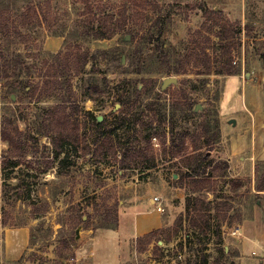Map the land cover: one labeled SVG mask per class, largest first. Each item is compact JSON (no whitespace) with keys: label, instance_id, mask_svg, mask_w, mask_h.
<instances>
[{"label":"rangeland","instance_id":"obj_1","mask_svg":"<svg viewBox=\"0 0 264 264\" xmlns=\"http://www.w3.org/2000/svg\"><path fill=\"white\" fill-rule=\"evenodd\" d=\"M84 1L49 0L50 3L47 2L43 8L47 20L40 21L34 16L35 25L25 29L21 27L20 21L14 14L23 12L28 6V1L0 0V10L6 16L13 17L11 22L15 21L23 33L21 39L12 36L7 39L0 29V129L5 116L12 118L24 134V150L31 152V155L21 159V165L13 171V176H18V179L12 180L13 184L22 180V186H29L30 197L23 190V198L16 200L15 189H12L9 192V200H0V264H203L205 254L210 255L211 263H215L218 259L219 264H264L261 249L254 248L255 255L241 254L240 238L242 239L243 236L239 234V225L222 227L221 244L217 243L215 229L210 235H206L198 229L188 228L189 224L186 221L183 223V229L176 232V222L186 211L187 194L186 186L181 188L175 182L174 176L182 167L181 158L185 152L183 151L179 159L174 154L185 149L182 143L185 139L186 147L190 151L194 147V142L203 144L202 124L205 120L211 121L217 118L216 114L219 115L223 98L225 76L216 75L219 63H215L216 60L223 58L221 51L217 50L216 34L219 27L215 26L214 21L208 20L205 9L221 8L226 20L240 22L242 28L248 26L249 34L245 30L242 32L241 53L237 51L234 53V59L241 64L243 75L244 71L251 72L256 65L264 63V0H156L155 3L133 6L132 21L128 19L126 0H92L94 6H102L105 14H113L122 22L127 19L123 32L112 39L102 41H90L79 37L81 31L79 21L83 20ZM189 4H201L204 8L191 10L187 7ZM137 12L140 17L145 13L144 15L150 18L143 28H140L139 24L143 21L137 20ZM160 24L163 26L164 35L158 42ZM151 34L155 36L154 41L147 44ZM133 35L136 36L134 39H132ZM195 37L197 39L194 42L196 41L198 45L210 46L208 50L212 58L210 74H202L207 71V61L203 54L197 57L199 53L195 51L191 62H188L189 54L193 52L189 44ZM209 38L213 41H208ZM77 48L91 51L110 50L99 55L86 66L81 76L74 79V89L80 105L85 112H93L104 125L99 128L94 126L84 114L80 117L81 131L85 135L80 140L79 152H72L73 147L67 146L71 154L70 162L74 165H69L65 175L57 178L59 161L54 159L50 150V140L40 133L45 114L55 102L51 99L39 101L40 91L33 97L30 91L27 92L28 90L20 89L13 93L15 86L12 84L16 78H3L1 51L4 50L7 55L22 61L23 66L35 64L31 75L32 80L38 82L41 80L40 75L53 61L50 53ZM163 49L166 51L164 52ZM177 64L187 68L185 74L162 73V69L166 71L171 67L172 71L179 67ZM168 77L177 78V82L163 89V83ZM21 78L25 80L26 74L22 73ZM143 79L152 80L153 83L146 88V92H143L137 106L144 108L148 103L154 102L158 112L165 113L168 118L176 107L174 116L177 141L175 145H171L169 120L166 122L163 120L161 123L155 118L153 128L149 132L154 145V167L143 169L148 164L145 160L142 162L130 160L129 168L122 169L113 155L106 160L96 155V147L101 142L97 144V139H103L104 132L117 128L124 118V110L119 104L120 98L130 94L136 86L143 90L145 88L141 83ZM229 82L227 97L232 99L237 91L234 102L241 108L242 96L247 94L248 100L252 87L242 92L238 80L230 79ZM87 92L95 93V101L85 100ZM126 113L127 118H132L130 112ZM144 118L150 120L152 115L145 114ZM118 132L121 134L116 143L120 150L117 153L118 160L125 151L132 152L137 145L145 147L147 137L149 138L141 126L133 122L126 123L123 128L118 129ZM219 141L214 150L211 151L207 146H203L201 152L208 155L210 160H223L220 152L225 144ZM87 148L91 149L90 154L87 153ZM7 149V145L0 144L1 188L7 184L5 174L9 172V170L3 172L1 169L3 161L1 156L5 155ZM49 162H52L53 167L46 171ZM233 164L234 167L229 169L227 178L212 179L213 188L216 186L215 190H203L199 195L212 200L213 191L216 194L225 192L233 197L235 206L242 209L245 219L250 220L251 208L257 205H252L256 193L255 177L251 174L248 164L243 166L239 159ZM162 179L167 186L163 194L168 200H162L160 197L159 205L155 207L159 214L158 219L161 221L159 230L162 232L149 243V239L141 240L142 236L136 239L134 235L129 236L125 231L127 230L125 225L131 217L130 209L142 205L145 200H140L138 197L146 196L148 186H159ZM239 183L244 186L237 192H231L233 185ZM157 190L159 191L160 188ZM156 192L149 197L161 196ZM262 201L264 204V198ZM148 205H151V200ZM160 206L163 208L162 211H158ZM113 209L118 210L120 246L115 242L118 237L113 240L117 234L112 230H105V237L100 238L103 235L101 233L97 238L96 249H93V246L86 249L84 245L82 254L79 255L77 248L81 232L91 230V233L87 234L89 238L99 229H105L99 228L105 222L94 217L113 220V215L110 213ZM79 210L88 213L92 220L88 225L77 229L76 244L70 241L71 244L67 246L64 239L69 240L74 233L73 217L75 211ZM257 223L263 225L264 215ZM16 224H24L31 230L30 246L24 252L21 261L19 260L23 255L14 260H6L4 254L6 233L9 229H16L13 228ZM222 248L230 249L231 254H222ZM116 253L118 261L113 262ZM59 256L63 258L59 259Z\"/></svg>","mask_w":264,"mask_h":264},{"label":"trees","instance_id":"obj_2","mask_svg":"<svg viewBox=\"0 0 264 264\" xmlns=\"http://www.w3.org/2000/svg\"><path fill=\"white\" fill-rule=\"evenodd\" d=\"M28 6L27 8L21 12L20 14L15 13L17 20L20 21L21 27L30 28L35 25L33 19L39 18L40 21L47 20V16L43 11L44 5L49 2L39 1V0H27ZM76 2V1H75ZM153 2L156 0H126V12L129 15L131 21L133 19V6L145 5L147 3ZM146 7V6H145ZM191 10H195L197 8H204L201 4H193L187 6ZM83 9V20L79 21V26L81 27V31L79 33V37L90 40V41H102L109 40L114 38L118 33L123 32L125 30V24L127 19H124L122 22L120 18H116L113 14H105V11L102 9V6H94L92 0L84 1ZM145 14V13H144ZM143 14V15H144ZM205 14H207L208 20L214 21L215 26L219 27V30L216 34V38L218 39V47L217 50H220V54L223 56L222 60H216L215 63H219L216 69V75L219 76H237L242 74L241 64L236 62L234 59V53L237 51L239 54L242 50V32L243 30L247 31L249 34L250 30H247V25L242 28L240 22H232L230 20L225 19V14L221 8L215 9H205ZM13 15V14H11ZM140 17V14L137 12V20L141 19L143 21L142 24H139L143 28L146 23L150 21V18L146 17V15ZM35 16V17H34ZM13 17L6 16L2 10H0V29L5 38L10 39L12 37L16 39L23 38V33L21 27L17 25V23L11 22ZM213 29V26L211 27ZM210 28V29H211ZM163 26L160 24L159 36L157 37V41H161V38L164 35ZM12 36V37H10ZM136 36H132L134 39ZM155 36L153 34L149 35L147 44L152 43L154 41ZM196 37L190 42L189 45L192 47V51L189 54L188 62L190 63L193 55H195V51L199 54L196 56H200L203 54L207 61V71L202 74H210L212 71L211 67V59L210 54H208V50L210 46L198 45L194 40ZM208 41H213L211 38ZM190 48V47H189ZM110 50L107 49H96L94 51L91 50H82L77 48L75 50L68 51H60L58 53H50L53 61L48 68H45V71L40 75L41 80L38 82H34L32 80V71L35 68V64H29L23 66L22 61L17 60L11 55H7L6 51H1V70L3 78L7 77H15L16 79L13 82V86L16 93V90H28L27 92H31V96L33 97L38 91L39 92V101L44 99H51L55 102V105L45 114V118L41 124L40 133L43 137H46L50 140V150L54 155V159L59 161V167L56 170L57 178L65 175V170L71 164L70 162V151L67 146H71L72 152L78 153L80 147V140L84 138V132L81 131L80 125V117L84 114L88 119L93 122V125L96 127H102L104 125L103 122L99 120V117H96L93 112L86 111L80 105V102L77 97V93L74 89V79L81 76L85 68L88 64L92 63L99 55L108 53ZM165 52L166 50L163 49ZM162 51V54H163ZM115 53V51H114ZM16 57V55H15ZM21 57V56H19ZM163 58L165 59V55L163 54ZM264 59V56H263ZM136 60V59H135ZM139 61V60H136ZM187 62V63H188ZM179 65V64H177ZM165 75H182L185 74L187 68L183 65H179V67L175 68L171 71V67H169L166 71L164 69L161 70ZM141 72V70H139ZM26 74V79L23 80L21 78V74ZM13 81V80H12ZM142 85L145 87L143 90H140L139 86H136L134 90L125 96H122L119 100V104L121 105L124 114V118L119 122L117 128H113L108 130L102 134L103 139H97V144L100 142V145L96 147V155L99 158H104L105 160L109 156H114L115 161L121 165L122 169L129 168L128 163L130 160L132 162L145 160L148 164L143 167V169H152L155 165V157L153 153V143L152 137L149 132L152 130L155 118L159 120V122L163 123L169 120V134L171 145L176 144V134H175V116L174 111L177 108H173V114L171 113L170 118L165 113L161 114L158 112L156 104L154 102L148 103L147 106L138 107L137 104L142 99L143 92H146L152 80H142ZM12 89V87H11ZM102 96V95H101ZM96 98L95 93L87 92L85 93V100H94ZM179 109V108H178ZM130 112L132 118H127L128 114L126 112ZM145 114H151L152 118L150 120H145ZM217 118L214 120L208 121L205 120L202 124L203 127V135L201 136V140H203V144H199L194 142V147L189 150L186 147V139L183 140V144L185 149L179 150L178 153L174 154L175 157H180L182 153L185 152V155L181 158L182 167L179 168L175 174L178 176L175 179V182L179 184L181 188H185L186 186V211L182 214L176 222V232L183 229V223L188 222V228L198 229L201 233H205L206 235H210L212 230H214L215 236L217 238V243L221 244L222 239V227L225 225L230 228L232 226L241 225L245 220V216L240 207H236L234 204V199L231 195L224 193L216 194L214 191L213 199L207 200L203 198V196L199 195L203 190H215L216 186L213 188L212 179L220 177L227 178L229 175L230 165L226 160H210L208 155H205L201 152L203 146H207L209 150H214L215 145L220 140L221 135V124L219 115L216 114ZM160 117V118H158ZM164 120V121H163ZM163 121V122H162ZM133 122L135 125H140L143 132L148 134L146 146L143 147L141 145H137L132 152L125 151L124 154L121 155V158L118 160L117 153L120 150L117 148V141L120 139L121 134H119L118 129H121L125 126L126 123ZM23 136L19 127L15 123V121L5 116L3 118L1 129H0V144H5L8 146L1 162L2 171H8L5 174V181L7 184L0 187V200H9V192L12 189H15V198L16 200L23 198V190L28 193L30 197L31 190L28 188L29 186H22V180H19L17 183L13 184V178H17L18 176H13L15 169H17L21 165V159L26 157L31 152L29 150H24L23 146ZM203 138V139H202ZM99 148V150H97ZM87 153H91V149L87 148ZM149 149V150H148ZM145 151V152H144ZM184 151V152H183ZM31 155V154H30ZM179 159V158H178ZM138 165V164H137ZM52 162L47 164V168H52ZM45 173V172H44ZM26 175H29V173ZM254 177H255V185L254 191L255 198L252 201V205L260 201L263 204L264 198V161H258L254 168ZM63 185V184H62ZM244 184H234L231 192H237L243 187ZM264 205V204H263ZM80 209V208H79ZM254 207L251 208L253 213ZM113 215V220L102 219L100 216H96L94 218L103 220L105 224L100 226L99 228L105 229H114L118 228L119 218H118V210L113 209L110 212ZM214 213V214H213ZM108 215V213H107ZM86 216V217H85ZM105 218V216H103ZM216 218V220H215ZM92 217L89 216L88 213L84 211L81 212L75 211V216L73 217V231L71 238L64 239V243L69 246L70 241L75 243V239L78 235L77 229L80 226L88 225L91 222ZM112 222V223H110ZM1 226V221H0ZM26 227L24 224H16L13 228H22ZM161 230H154L140 238L141 240L146 238L149 239L148 243L153 239L158 233H161ZM32 235V234H31ZM76 244V243H75ZM30 246V245H29ZM221 253L224 255L231 254V250H226V248L221 249ZM61 255V254H60ZM24 255L20 258L19 261L22 260ZM63 258V256H59ZM203 264H219L218 259L215 263H211L209 261V254H205ZM18 261V262H19Z\"/></svg>","mask_w":264,"mask_h":264},{"label":"crops","instance_id":"obj_3","mask_svg":"<svg viewBox=\"0 0 264 264\" xmlns=\"http://www.w3.org/2000/svg\"><path fill=\"white\" fill-rule=\"evenodd\" d=\"M224 79V91L220 105L219 118L221 124L220 140L223 145L225 144V147L221 150L220 156L221 159L229 163L230 169L234 167L233 162L236 159H239L243 166L244 164H248L251 168V174L254 176L256 163L258 161H264V63L256 65V68L251 72L244 71L243 75L225 76ZM230 79L238 80L239 88H241L242 92L252 87L248 100L247 94L242 96L241 108L237 107L234 102L237 91H235L232 99L227 97ZM165 187L167 186L162 179L159 186H148L149 189L147 190L148 193L146 196L143 198L138 197L140 200L144 199L145 202L142 203V205H136V207L130 209L131 217L125 225L127 229L125 231L129 236L131 235L133 237L134 235L136 239V237H141L161 227V221L158 219L159 214L155 210V207L159 205V201H155L154 198L158 197L160 200V197H162V200H168V197H165L163 194ZM157 188H160V190L158 191ZM155 189L159 193L156 192ZM154 192L161 196L155 195L149 197V195L154 194ZM149 200H151L150 206L148 205ZM263 215L264 205L258 201L253 209L250 220L245 219L243 223L238 226L239 234L243 236L242 239L240 238L242 255H249L251 253L255 255L256 249L254 248L261 249V254L262 256L264 255V223L263 225L257 223ZM251 223L253 225H251ZM118 229L119 227L116 230L99 229L96 233H92L89 238H87V234L91 233V230H83L77 248L78 254H82L84 245L86 249H88L89 246H93V249H96L98 247L97 238L101 233L103 235L100 238H104L105 230H112L117 234L113 240L118 237L115 239V242L120 246V232H118ZM30 239L31 230L28 229V226L13 230L9 229L6 233L4 251L6 260H14L23 255L29 247ZM79 255L78 259L80 261ZM114 261H118L117 253L113 262ZM97 262L99 263V259Z\"/></svg>","mask_w":264,"mask_h":264},{"label":"water","instance_id":"obj_4","mask_svg":"<svg viewBox=\"0 0 264 264\" xmlns=\"http://www.w3.org/2000/svg\"><path fill=\"white\" fill-rule=\"evenodd\" d=\"M123 62H125V59L123 60ZM177 82V78L175 77H168L165 79L164 83H163V89L166 88L168 85L172 84V83H176ZM119 106V105H118ZM99 120H101L99 118ZM177 177V175H175V178Z\"/></svg>","mask_w":264,"mask_h":264},{"label":"built area","instance_id":"obj_5","mask_svg":"<svg viewBox=\"0 0 264 264\" xmlns=\"http://www.w3.org/2000/svg\"><path fill=\"white\" fill-rule=\"evenodd\" d=\"M154 199H155V201H159V198L158 197H155ZM162 210H163V208L161 206L158 207V211H162Z\"/></svg>","mask_w":264,"mask_h":264}]
</instances>
